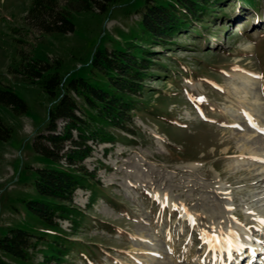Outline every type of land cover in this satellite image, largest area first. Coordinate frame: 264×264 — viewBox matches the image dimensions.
I'll return each instance as SVG.
<instances>
[{
    "label": "rangeland",
    "instance_id": "rangeland-1",
    "mask_svg": "<svg viewBox=\"0 0 264 264\" xmlns=\"http://www.w3.org/2000/svg\"><path fill=\"white\" fill-rule=\"evenodd\" d=\"M31 1L0 0V89L27 106L17 114L0 103V119L11 128L0 139V237L9 227L40 230L25 200L35 196L34 170L51 165L32 142L45 130L59 91L52 97L26 79L27 61L53 64L62 82L87 76L98 48L118 46L139 30L145 2L120 0L104 13L72 10L71 32L45 33L26 20ZM213 13L177 33L169 47H149L160 68L151 66L140 109L131 113L136 134L89 141L83 163L103 192L92 198L89 189L75 191L88 221L69 238L87 257L69 248L60 264H241L253 252L264 264V223L255 220H264V0H225ZM251 173L256 179L245 180ZM226 224L236 238L250 236L257 250L246 245L243 255L229 258L212 249L202 233ZM60 226L71 230L67 220ZM44 246L34 250V263Z\"/></svg>",
    "mask_w": 264,
    "mask_h": 264
},
{
    "label": "trees",
    "instance_id": "trees-1",
    "mask_svg": "<svg viewBox=\"0 0 264 264\" xmlns=\"http://www.w3.org/2000/svg\"><path fill=\"white\" fill-rule=\"evenodd\" d=\"M63 1L64 6L60 0H32L26 20L41 32L67 33L74 28L72 10L92 8L104 13L120 0ZM223 1L145 0L138 11L139 30L118 46L98 48L87 76L62 82L53 64L40 59L27 61L23 71L26 79L40 83L52 97L59 91L48 109L45 130L32 142L33 150L51 165L34 170L35 196L25 200L30 223L40 230L9 227L0 237V264H60L69 248L87 257L69 234H75L88 221L86 211L74 203L75 191L89 189L92 198L103 192L95 172L83 163L92 150L89 141L114 142L124 137L120 131L136 134L129 129L131 113L140 109L138 98L145 91L151 66L160 68L159 61L153 60L156 53L149 47L174 44L175 35L189 29L191 23L217 15L213 10ZM0 103L17 114L27 109L9 88L0 89ZM59 121L64 122L62 131L58 130ZM10 135L11 128L0 119V139L7 140ZM61 220L70 222V232L61 229ZM39 243L45 248L42 260L34 263L33 252Z\"/></svg>",
    "mask_w": 264,
    "mask_h": 264
},
{
    "label": "bare ground",
    "instance_id": "bare-ground-1",
    "mask_svg": "<svg viewBox=\"0 0 264 264\" xmlns=\"http://www.w3.org/2000/svg\"><path fill=\"white\" fill-rule=\"evenodd\" d=\"M251 151L255 152L256 149H253ZM176 172L179 173L178 171H176ZM253 174H255V173H251V174L247 175L244 179L245 180H250V181L256 179L255 178V175H253ZM155 178H156V180H161L160 177H158V175H156V174H155ZM160 199H161L162 203H164V204L165 203H169V198H166L165 196L160 197ZM183 215H184V213H183ZM256 218H255V220L257 221L256 222L257 223L256 225L257 226H261V224H262L261 221H262L263 217L258 216ZM216 232H217L218 237H221V238L227 237V239L228 240H231L233 242V244H238V245H242L243 246L238 251L235 247L230 246L227 243V240H225V239H221V242L219 244H217L215 242V240H213L211 243H208L211 246L212 249H215V250L223 249V250H225L227 252L229 258H231V256L233 255L234 252L237 253V254H239V255H243L242 253L245 252V250L243 248H245L246 245H249L250 248H251V250L252 249L257 250V247L256 246H253L251 244V238H250V236H248L245 241L240 240L239 238H236L234 231L231 229V227L229 225H227L226 228H223L221 230H217ZM247 257H248V260H249L252 257V254L251 255L249 254V256L247 255Z\"/></svg>",
    "mask_w": 264,
    "mask_h": 264
},
{
    "label": "snow or ice",
    "instance_id": "snow-or-ice-1",
    "mask_svg": "<svg viewBox=\"0 0 264 264\" xmlns=\"http://www.w3.org/2000/svg\"><path fill=\"white\" fill-rule=\"evenodd\" d=\"M198 99L201 102H203L205 98L204 97H199ZM235 127H239V125H235ZM193 223H195V221H193ZM261 223H264V220H262ZM212 227H213V229H215V226H212ZM202 237L205 239L206 243H211L213 240H215V242L217 244H219L221 242V239H225V240H227V243L230 246L235 247L238 251L240 250L241 247H243L242 245L233 244V242L231 240H228L227 237H223V238L218 237L217 232L215 230H213L211 233L203 232L202 233Z\"/></svg>",
    "mask_w": 264,
    "mask_h": 264
}]
</instances>
